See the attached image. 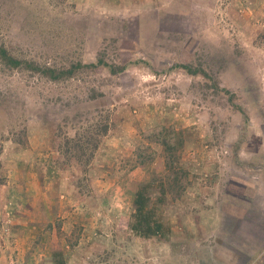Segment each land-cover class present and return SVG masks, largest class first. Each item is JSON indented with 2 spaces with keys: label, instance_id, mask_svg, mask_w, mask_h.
<instances>
[{
  "label": "rangeland",
  "instance_id": "rangeland-1",
  "mask_svg": "<svg viewBox=\"0 0 264 264\" xmlns=\"http://www.w3.org/2000/svg\"><path fill=\"white\" fill-rule=\"evenodd\" d=\"M0 41L17 57L54 67L100 58L127 66L52 80L0 61V264H43L35 257L41 251L54 253V264H222L206 251L224 240L233 252L253 237L244 227L192 232L182 222L197 213L203 220L206 207L223 215L230 180L242 190L262 187L264 203V0H0ZM78 134L100 138L87 171L66 145ZM180 138L182 194L169 192L156 209L170 237L142 238L130 227L135 191L168 174L162 141ZM32 173L58 182L53 208L64 207L50 221L55 230L16 224L28 216L23 210L35 217L41 205ZM72 180L84 201L70 215L81 229L76 223L69 233ZM41 234L50 242L30 239Z\"/></svg>",
  "mask_w": 264,
  "mask_h": 264
},
{
  "label": "crops",
  "instance_id": "crops-1",
  "mask_svg": "<svg viewBox=\"0 0 264 264\" xmlns=\"http://www.w3.org/2000/svg\"><path fill=\"white\" fill-rule=\"evenodd\" d=\"M55 160V157L52 156V160ZM26 161V159H25ZM31 161V159L29 160ZM55 165V161H54ZM93 169V167H92ZM61 171V170H60ZM58 171V172H60ZM51 172H57V169L52 170ZM24 174V173H23ZM29 174L24 175L23 181L25 182V179H28L29 181ZM34 177V179L37 178L38 183L40 184V187L38 185L39 193L38 201L40 205V208L35 207L33 210L37 212V215L35 217L31 216L29 218V214H31V208L25 211L24 213H27L28 216L26 218L20 219L19 222H16V224L20 227H33V228H41L43 225H49L50 230H55V223L50 222L56 219V214L54 211L57 212V215H62V207L58 206L57 210L53 208V204L55 203V200L53 199L54 194L51 190H56L58 182L56 184L48 183L45 178H50V176H44L40 175L36 176L33 173L31 174V178ZM36 181V182H37ZM63 180L60 182V185L63 186V184L66 185V181ZM27 182V183H28ZM26 183V182H25ZM32 183H35V181L32 179ZM240 183V182H237ZM236 180H230L228 183H225L224 189L222 192L223 197V215L219 213H215V211L219 210L218 208H209L206 207L205 209H201V217H203V220H200L197 218V214H195V218L191 221H187V217H185L186 221L183 220L182 223H185V227L190 225V229H192V232L197 231V229L202 228L205 226L207 228V231H209V228L221 226L223 227V230H227L230 234L231 229L230 227L233 226V228L236 227H244V230L250 231V234L253 236L251 239L246 240L242 239L239 241L240 247L238 249L231 251V244L228 242H225L223 240L224 244H220L218 241V246H213L212 250L206 251V257L213 260H221L222 264H230V258L236 259L237 264H264V203L258 202V195L259 191L262 187H255L250 185H245V188L242 190L241 187L237 186ZM6 184V183H5ZM29 184V183H28ZM47 184H53L52 188H49L47 190L46 185ZM237 184V185H236ZM48 185V186H49ZM72 190L70 194H67V197L71 199L72 204L76 205V209H71L70 214L63 215V217L67 216L68 221L66 220L64 229L71 233V231L76 228V223L78 224L79 229H81V223H79V216H70L73 215V213H79L80 209L82 208L81 201H84L83 193L78 189V187H75V184H73V180L71 181ZM3 186V185H2ZM26 187V186H25ZM62 187H60L59 192L62 191ZM78 189V190H77ZM250 189V190H249ZM21 193H24L26 190H24L22 187L19 189ZM264 194V192H261ZM61 197L65 196L64 194L60 195ZM258 196V197H257ZM33 200V199H32ZM34 201V200H33ZM32 201V202H33ZM37 201V202H38ZM45 201L44 203H42ZM54 201V203H53ZM42 213V214H41ZM52 216V217H50ZM73 219V220H72ZM228 221H227V220ZM188 222V223H187ZM190 222V224H189ZM75 223V224H74ZM231 223V224H230ZM184 225V224H183ZM177 226V225H176ZM54 228V229H53ZM70 229V230H69ZM237 232V231H236ZM240 232V231H239ZM248 232V231H247ZM230 234L228 236H225V233L223 235L224 238L230 237ZM41 236V238H40ZM44 234L32 236L30 239H37L40 241H44L46 239V242H50V238L46 237L44 238ZM54 237V236H53ZM24 241V237H22ZM81 238H79L80 240ZM36 240V241H38ZM52 241H55L54 239ZM37 259H42L43 264H54V253H49L48 251L44 252H37L36 256ZM66 264H69L68 261H66Z\"/></svg>",
  "mask_w": 264,
  "mask_h": 264
},
{
  "label": "trees",
  "instance_id": "trees-1",
  "mask_svg": "<svg viewBox=\"0 0 264 264\" xmlns=\"http://www.w3.org/2000/svg\"><path fill=\"white\" fill-rule=\"evenodd\" d=\"M0 61H2L6 66L10 68H24L35 73H39L45 77L52 80H61L68 77L74 76L77 72L84 69H96L100 66L109 67L113 74L123 72L127 66L110 64L103 59H99L97 62L82 63L76 62L65 67H54L48 64H41L36 60L20 58L15 56L10 52L8 47L4 42L0 41ZM176 67L184 68L190 74L202 73L207 77L210 74L203 68L194 67L190 64H180ZM227 94H230V101L233 100V93L226 88H221ZM236 105V104H234ZM240 109V106H237ZM109 130V124H103L101 128V135H106ZM91 134L86 138L85 142L84 136L77 135L75 138H68L66 145H68V151L72 149L76 150V154L81 158L83 169L88 170L94 156L95 151L100 145V138H94ZM72 146L69 147V144ZM165 151L167 154L166 167L168 169V174L166 175H154L149 181L143 182L139 185L135 191L133 198L134 211L132 213V220L130 227L133 232L142 238H164L168 239L170 237V228L159 218L157 214V206L163 204L167 195L170 192L176 191V195L180 196L182 194V176L185 174L184 169L180 166V150L184 146L183 138L177 140L175 144L164 139L162 141ZM173 157V159H170ZM169 171L174 172L170 174ZM6 183V176L2 174V162L0 158V187ZM177 189V190H175ZM58 264H66L64 261H60Z\"/></svg>",
  "mask_w": 264,
  "mask_h": 264
}]
</instances>
